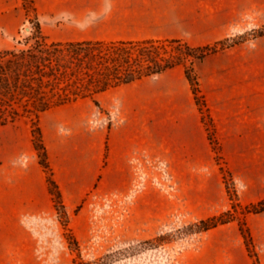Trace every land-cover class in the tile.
<instances>
[{
	"label": "crops",
	"instance_id": "0c3cea01",
	"mask_svg": "<svg viewBox=\"0 0 264 264\" xmlns=\"http://www.w3.org/2000/svg\"><path fill=\"white\" fill-rule=\"evenodd\" d=\"M30 1L32 17L52 42L181 40L202 48L228 37L243 16L264 14V0ZM29 19L23 0H0V52L13 49ZM192 68L202 110L185 68L177 66L39 114L41 144L67 215L91 193L126 195L137 154L165 160L178 184L175 201L147 190L134 204L137 215L162 218L174 210L196 220L219 215L228 204L213 146L247 196L264 197V62L255 64L252 51L235 46ZM114 108L111 124L88 126L92 114ZM32 139L29 128L6 130L2 138L10 152L0 160V264L46 262L35 223L53 218L56 209ZM22 158L26 163H14ZM183 264L253 261L231 222L203 233Z\"/></svg>",
	"mask_w": 264,
	"mask_h": 264
},
{
	"label": "rangeland",
	"instance_id": "374dc122",
	"mask_svg": "<svg viewBox=\"0 0 264 264\" xmlns=\"http://www.w3.org/2000/svg\"><path fill=\"white\" fill-rule=\"evenodd\" d=\"M23 7L30 18L26 26L31 30L20 31L12 49L15 51L30 45V39L37 30L45 37L32 17L31 1L23 0ZM223 40L227 47L222 50L244 47L253 52L255 64L263 63L264 14L243 16L233 25L231 34ZM197 63L194 61L192 65ZM192 65L190 58H183V67L189 69L188 75L191 78H195ZM205 123L208 125L207 120ZM36 124L32 115H24L0 127V160L10 152V147L2 141L6 137V130H32ZM213 149L215 160L221 165L228 204L227 210L222 213L229 210L232 212V222L237 224L253 264H264V212L247 211V207L263 201L264 197H248L245 186L224 170L217 148L213 146ZM26 161L22 158L14 163L20 165ZM149 189L171 201L177 197L178 192L177 189L176 195L169 198L154 188H148L130 202H114L110 205L105 204L101 196L91 193L70 216L57 207L53 218L37 219L35 226L43 242L45 264H183L185 256L197 250L200 245L203 233H199L200 229L193 224L201 220L185 217L175 210L162 218H151L149 215L140 217L135 213L134 204Z\"/></svg>",
	"mask_w": 264,
	"mask_h": 264
},
{
	"label": "trees",
	"instance_id": "16d2710c",
	"mask_svg": "<svg viewBox=\"0 0 264 264\" xmlns=\"http://www.w3.org/2000/svg\"><path fill=\"white\" fill-rule=\"evenodd\" d=\"M30 41L23 50L0 52V127L24 115H32L37 123L39 114L51 108L93 99L110 89L183 66L185 57L191 59L192 65L227 47L225 40L202 48H191L181 40L48 42L39 30ZM188 71L185 68L195 102L201 109L203 101L197 81ZM32 137L57 210L62 208L60 195L51 178L37 125L32 129ZM247 211L264 212V200L247 207ZM232 219L229 210L193 226L205 233Z\"/></svg>",
	"mask_w": 264,
	"mask_h": 264
},
{
	"label": "built area",
	"instance_id": "2783aa9c",
	"mask_svg": "<svg viewBox=\"0 0 264 264\" xmlns=\"http://www.w3.org/2000/svg\"><path fill=\"white\" fill-rule=\"evenodd\" d=\"M116 116V108L105 115L101 113L92 114L88 118L87 124L91 128H96L106 123L111 124L114 119H116ZM97 117H102V119L99 120ZM131 167L133 172V182L130 191L124 196H101L105 204L110 205L114 202H130L139 193L148 188H154L169 198L176 195L178 189L177 182L165 160L151 158L145 154H137L131 159Z\"/></svg>",
	"mask_w": 264,
	"mask_h": 264
},
{
	"label": "water",
	"instance_id": "95a60500",
	"mask_svg": "<svg viewBox=\"0 0 264 264\" xmlns=\"http://www.w3.org/2000/svg\"><path fill=\"white\" fill-rule=\"evenodd\" d=\"M25 30H26L27 32H30L31 29H30L29 27H26Z\"/></svg>",
	"mask_w": 264,
	"mask_h": 264
}]
</instances>
